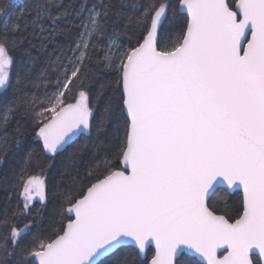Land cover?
Segmentation results:
<instances>
[{
    "label": "snow or ice",
    "instance_id": "1",
    "mask_svg": "<svg viewBox=\"0 0 264 264\" xmlns=\"http://www.w3.org/2000/svg\"><path fill=\"white\" fill-rule=\"evenodd\" d=\"M6 165L0 264H264V0H3Z\"/></svg>",
    "mask_w": 264,
    "mask_h": 264
},
{
    "label": "trees",
    "instance_id": "2",
    "mask_svg": "<svg viewBox=\"0 0 264 264\" xmlns=\"http://www.w3.org/2000/svg\"><path fill=\"white\" fill-rule=\"evenodd\" d=\"M2 2H3V0H0V3H2ZM8 166H10V165H6V166H4L3 168H0V173H2L4 170H6V168H7ZM6 195H9V193L5 191V189H4L3 186H0V203H3V201H4L5 197H6ZM240 195H241L240 193H237V194H235V195H232V196H230V200H231L233 203H235V202H237V201L240 199ZM11 196H12L13 200H15L16 193H11ZM222 205H223V201H218V206H222ZM52 207H53V205L50 204V205H49V209H51ZM45 225H46V222H45ZM39 228H40V225H38L37 228H34V229H33V233H35L36 231H38ZM31 238H32L31 236H28V237H27V239H31Z\"/></svg>",
    "mask_w": 264,
    "mask_h": 264
}]
</instances>
